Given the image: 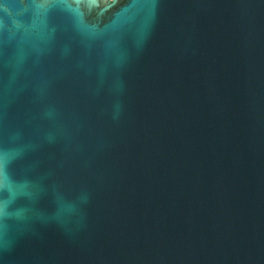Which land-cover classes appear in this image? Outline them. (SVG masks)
Returning a JSON list of instances; mask_svg holds the SVG:
<instances>
[{"label": "water", "instance_id": "obj_1", "mask_svg": "<svg viewBox=\"0 0 264 264\" xmlns=\"http://www.w3.org/2000/svg\"><path fill=\"white\" fill-rule=\"evenodd\" d=\"M47 3L0 0V264H264V0Z\"/></svg>", "mask_w": 264, "mask_h": 264}, {"label": "snow or ice", "instance_id": "obj_2", "mask_svg": "<svg viewBox=\"0 0 264 264\" xmlns=\"http://www.w3.org/2000/svg\"><path fill=\"white\" fill-rule=\"evenodd\" d=\"M53 2H55V0H48L47 4H40V5H37V6L38 7H46V6H48V4L53 3ZM3 164H4V161H3L2 158H0V176H4ZM2 213H3V204H0V214H2Z\"/></svg>", "mask_w": 264, "mask_h": 264}]
</instances>
